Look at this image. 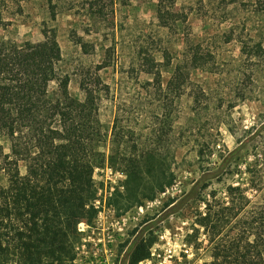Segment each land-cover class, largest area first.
<instances>
[{
    "label": "rangeland",
    "instance_id": "1",
    "mask_svg": "<svg viewBox=\"0 0 264 264\" xmlns=\"http://www.w3.org/2000/svg\"><path fill=\"white\" fill-rule=\"evenodd\" d=\"M160 2L167 11L172 3L179 20L169 30L157 19ZM0 10V39L16 43L22 54L42 42L44 33L55 36L61 52L57 73L67 78L73 99L84 100L81 83L100 80L95 87L103 150H112L117 162L115 169H96L94 182L101 203L111 193L109 204L118 214H134L129 239L154 238L168 227L193 246L191 264L211 263V236L199 225L204 202L216 206L227 201L229 186L246 188L247 169H256L254 153L264 149V61L249 63L241 54L243 44L264 43V11L256 0H0ZM193 49L207 64L191 70L185 92L171 100L173 67ZM150 59L160 84L147 72L144 61ZM56 91L51 83L49 95ZM240 146L238 156H229ZM8 153L0 132V156ZM129 153L143 170L153 165L167 172L169 166L172 185L149 201L163 177L146 173L141 192L132 196L122 158ZM247 197L259 202L252 191ZM139 208L143 213L137 214Z\"/></svg>",
    "mask_w": 264,
    "mask_h": 264
},
{
    "label": "trees",
    "instance_id": "2",
    "mask_svg": "<svg viewBox=\"0 0 264 264\" xmlns=\"http://www.w3.org/2000/svg\"><path fill=\"white\" fill-rule=\"evenodd\" d=\"M97 1L102 0H91ZM256 4L264 11V0ZM173 7L171 3L167 11L162 2L157 5L159 24L168 30L179 23ZM2 23L0 10V27ZM43 37L23 54L13 41L0 39V132L9 142V153L0 156V264H73L76 226L91 224L97 215L94 172L106 165L116 168L114 152L107 155L103 150L95 87L100 80L97 77L94 85L81 83L84 100L73 99L67 78L57 73L61 52L55 36L44 33ZM241 54L249 63L264 61V43L243 44ZM144 62L150 67L148 74L160 84L154 60ZM171 64L168 54V68ZM205 64L195 49L176 61L167 83L168 98H180L190 83V71ZM51 83L57 85L53 97L48 92ZM113 136L117 138L115 131ZM241 149L228 154L238 156ZM122 158L132 196L141 192L146 173L163 177L162 185L146 197L149 201L172 185L169 166L167 172L153 165H146L144 171L131 153ZM254 167L247 169L246 188L229 186L227 201L216 206L204 202L199 225L213 243L209 264H264V149L255 151ZM249 191L259 195L258 203L247 197ZM154 242V238L136 237L126 251L129 264L146 258Z\"/></svg>",
    "mask_w": 264,
    "mask_h": 264
},
{
    "label": "built area",
    "instance_id": "3",
    "mask_svg": "<svg viewBox=\"0 0 264 264\" xmlns=\"http://www.w3.org/2000/svg\"><path fill=\"white\" fill-rule=\"evenodd\" d=\"M111 197V193L105 194L101 203L97 194L93 204L97 210L95 219L91 224H77L73 264H129L126 251L136 237L130 240L128 232L132 231L131 222L137 219L131 212L118 214L109 204ZM140 213L143 208L137 209V214ZM184 238L179 233L170 234L168 227H163L154 233L155 242L148 256L136 264H191L194 248Z\"/></svg>",
    "mask_w": 264,
    "mask_h": 264
}]
</instances>
